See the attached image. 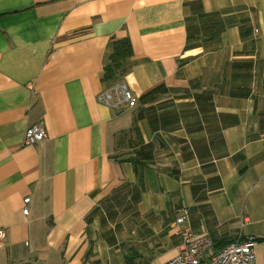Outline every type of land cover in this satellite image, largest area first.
Listing matches in <instances>:
<instances>
[{
	"label": "crops",
	"instance_id": "crops-1",
	"mask_svg": "<svg viewBox=\"0 0 264 264\" xmlns=\"http://www.w3.org/2000/svg\"><path fill=\"white\" fill-rule=\"evenodd\" d=\"M183 211L264 264V0H0V264H166Z\"/></svg>",
	"mask_w": 264,
	"mask_h": 264
},
{
	"label": "built area",
	"instance_id": "built-area-1",
	"mask_svg": "<svg viewBox=\"0 0 264 264\" xmlns=\"http://www.w3.org/2000/svg\"><path fill=\"white\" fill-rule=\"evenodd\" d=\"M98 101L115 108L126 105L134 108L137 100L131 91L124 85H112L104 90L98 97ZM47 139L46 131L41 126H32L24 133L23 147H34ZM25 209L23 215L27 216V206L30 199L23 201ZM188 215L186 211L176 218L174 227L182 241L178 255L166 264H255L254 240L237 239L216 249L214 242L205 235H199L191 231L187 225ZM5 230L0 228V241L5 239Z\"/></svg>",
	"mask_w": 264,
	"mask_h": 264
},
{
	"label": "trees",
	"instance_id": "trees-1",
	"mask_svg": "<svg viewBox=\"0 0 264 264\" xmlns=\"http://www.w3.org/2000/svg\"><path fill=\"white\" fill-rule=\"evenodd\" d=\"M131 56L132 48L128 40H113L110 46L109 58L104 68L103 84H113L124 77L130 69L128 62Z\"/></svg>",
	"mask_w": 264,
	"mask_h": 264
}]
</instances>
